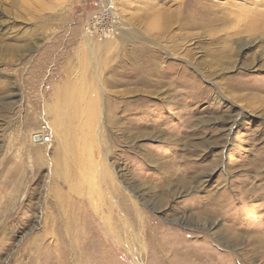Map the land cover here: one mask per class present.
Segmentation results:
<instances>
[{"label": "rangeland", "instance_id": "obj_1", "mask_svg": "<svg viewBox=\"0 0 264 264\" xmlns=\"http://www.w3.org/2000/svg\"><path fill=\"white\" fill-rule=\"evenodd\" d=\"M252 8L0 0V264H264Z\"/></svg>", "mask_w": 264, "mask_h": 264}, {"label": "bare ground", "instance_id": "obj_2", "mask_svg": "<svg viewBox=\"0 0 264 264\" xmlns=\"http://www.w3.org/2000/svg\"><path fill=\"white\" fill-rule=\"evenodd\" d=\"M106 8H109V6H111V7H114V4L113 3H109V4H107V5H104ZM253 8H255V7H253ZM253 8H252V10H253ZM216 9V8H215ZM250 8H248V10H249ZM257 8H255V10H256ZM260 10V9H259ZM219 11V10H218ZM226 11V10H225ZM220 12H222V11H220ZM227 12H228V10H227ZM250 12H252V14L251 15H246V16H244L243 17V19L241 18L240 19V17H239V15H234V18H230L229 16H223V17H221V15H219L218 17H217V15L215 16L214 15V17H213V19H211L208 23H211V22H213L212 24L213 25H217L218 23L217 22H221V21H223L224 19H234V23L233 24H231L232 26H235V25H237V26H239V24H240V21L242 20L243 21V25H244V27H252V28H255V27H258V26H260V24H264V13H260V12H257V11H255L254 12V10L253 11H251L250 10ZM234 13V12H233ZM217 14V13H216ZM222 14V13H221ZM231 14V13H230ZM239 14V13H238ZM235 16L236 17H238V18H236L235 19ZM162 18V17H161ZM170 19H167V21H165V22H168ZM214 20V21H213ZM159 21V20H158ZM163 21V20H162ZM164 22V23H165ZM162 23V22H161ZM170 23V22H169ZM186 24H189V23H186ZM193 24V23H192ZM196 24H199V23H196ZM201 24H203V23H201ZM220 24V23H219ZM158 25H159V23H158ZM163 25V24H162ZM182 25V24H181ZM190 25V24H189ZM195 25V24H194ZM253 26H255V27H253ZM192 27V26H191ZM208 27V26H207ZM263 27V26H262ZM231 28V27H230ZM254 30V29H253ZM252 31V30H251ZM257 32H259V31H257ZM250 33V32H249ZM253 34H254V32H253ZM263 37H264V34L262 33L261 34V36H259V38L261 39V40H263ZM241 42V41H240ZM241 46V45H240ZM247 46V45H246ZM73 89V88H72ZM71 98H74L73 96H71ZM73 118V117H72Z\"/></svg>", "mask_w": 264, "mask_h": 264}, {"label": "built area", "instance_id": "obj_3", "mask_svg": "<svg viewBox=\"0 0 264 264\" xmlns=\"http://www.w3.org/2000/svg\"><path fill=\"white\" fill-rule=\"evenodd\" d=\"M113 11H114V7L109 6V8H106L105 6H103V8H101V10H99V12L96 15L97 17H102L107 19L108 17L112 16ZM90 24L93 25L92 23ZM87 28H89V30L92 29L89 27V24Z\"/></svg>", "mask_w": 264, "mask_h": 264}]
</instances>
